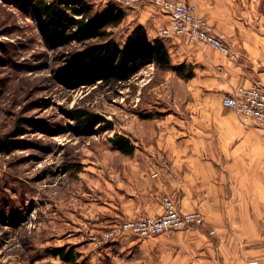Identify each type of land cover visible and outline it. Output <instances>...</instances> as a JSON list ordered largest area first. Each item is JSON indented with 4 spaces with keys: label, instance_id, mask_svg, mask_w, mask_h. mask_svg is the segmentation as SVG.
<instances>
[{
    "label": "crops",
    "instance_id": "0c3cea01",
    "mask_svg": "<svg viewBox=\"0 0 264 264\" xmlns=\"http://www.w3.org/2000/svg\"><path fill=\"white\" fill-rule=\"evenodd\" d=\"M183 1L195 6L234 56L185 37L164 39L172 63L191 65L194 76L183 80L167 73L170 80L162 85L178 97L166 104L174 111L151 119L155 132L147 124L143 131L144 121L142 130L131 127V154L109 143L108 214L90 232L160 214L164 196L182 213L200 211L204 224L110 242L96 249L93 264H264V131L222 102L237 86L264 89V0ZM141 5L139 23L128 34L160 38L167 16Z\"/></svg>",
    "mask_w": 264,
    "mask_h": 264
},
{
    "label": "rangeland",
    "instance_id": "374dc122",
    "mask_svg": "<svg viewBox=\"0 0 264 264\" xmlns=\"http://www.w3.org/2000/svg\"><path fill=\"white\" fill-rule=\"evenodd\" d=\"M88 1L98 9L116 2L125 15L132 16L110 29L119 45L132 33L128 34L130 25L139 23L135 15L143 8L141 4L158 8L147 1L133 6L124 0ZM165 26L158 33L163 40L168 39L161 36ZM216 37L234 56L221 37ZM80 48L72 43L53 50L29 6L19 0H0V140L10 149L0 152V264H67L52 255L59 247L73 250L74 264H89L90 258L93 264L97 250L110 242L144 239L110 240L105 238L107 232L126 221L155 216L124 219L90 232L97 219L108 214L104 206L113 180L108 167L113 160L110 140L116 135L129 136L132 129L142 130L143 121V131L155 132L152 120L174 111L166 104L178 97L170 85H162L170 80L169 72L149 64L119 85L69 87L61 77L64 56ZM75 108L94 113L112 129L100 132L99 124L89 134L78 135L70 118ZM167 198H162L163 209Z\"/></svg>",
    "mask_w": 264,
    "mask_h": 264
},
{
    "label": "trees",
    "instance_id": "16d2710c",
    "mask_svg": "<svg viewBox=\"0 0 264 264\" xmlns=\"http://www.w3.org/2000/svg\"><path fill=\"white\" fill-rule=\"evenodd\" d=\"M29 6L40 32L53 50L64 49L72 43L81 48L64 56L61 77L65 85L109 86L130 80L141 67L154 64L157 70L171 72L183 80L194 76L193 67L173 64L164 40L128 36L122 45L113 38L110 29L118 27L125 12L116 2H108L104 9L95 8L88 0H19ZM73 130L78 135L89 134L100 124V132L111 130L108 121L94 113L75 108L71 111ZM107 123V124H106ZM111 144L123 154H131L134 145L125 136L116 135ZM10 151L0 140V152ZM52 255L67 264L76 263L72 249L59 247Z\"/></svg>",
    "mask_w": 264,
    "mask_h": 264
},
{
    "label": "built area",
    "instance_id": "2783aa9c",
    "mask_svg": "<svg viewBox=\"0 0 264 264\" xmlns=\"http://www.w3.org/2000/svg\"><path fill=\"white\" fill-rule=\"evenodd\" d=\"M142 1L153 3L168 16V24L161 30L162 37H185L192 44L210 46L223 55H229L228 48L216 37L207 20L190 4L181 0H124L127 6ZM222 102L243 122L251 121V124L264 131V89L259 84L234 87L224 95ZM203 223L204 218L200 212H179L173 201L167 198L161 214L126 221L107 232L105 238L114 240L135 236L146 239L199 227Z\"/></svg>",
    "mask_w": 264,
    "mask_h": 264
}]
</instances>
